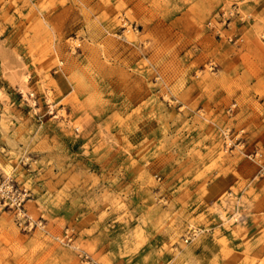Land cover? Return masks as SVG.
<instances>
[{"label": "rangeland", "instance_id": "obj_1", "mask_svg": "<svg viewBox=\"0 0 264 264\" xmlns=\"http://www.w3.org/2000/svg\"><path fill=\"white\" fill-rule=\"evenodd\" d=\"M254 1L0 0V264H264Z\"/></svg>", "mask_w": 264, "mask_h": 264}, {"label": "built area", "instance_id": "obj_2", "mask_svg": "<svg viewBox=\"0 0 264 264\" xmlns=\"http://www.w3.org/2000/svg\"><path fill=\"white\" fill-rule=\"evenodd\" d=\"M223 16V12L218 13L216 21H221V17ZM211 23V20L208 21V24ZM241 132V131H239ZM247 157L256 163L257 171L256 174L258 176H264V161H262V153L255 149L246 154ZM30 193L28 189L25 187L18 186L14 182L11 181V178L5 176L0 179V203L3 206H8L12 208L17 215L22 218H26V213L24 211L23 203L29 197ZM197 230L194 228H190L183 237V241L187 242L190 240L195 234Z\"/></svg>", "mask_w": 264, "mask_h": 264}, {"label": "crops", "instance_id": "obj_3", "mask_svg": "<svg viewBox=\"0 0 264 264\" xmlns=\"http://www.w3.org/2000/svg\"><path fill=\"white\" fill-rule=\"evenodd\" d=\"M252 5V9L257 17H260L262 13H264V0H259L255 3V1L250 3Z\"/></svg>", "mask_w": 264, "mask_h": 264}]
</instances>
